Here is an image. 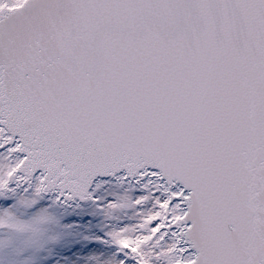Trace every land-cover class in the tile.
<instances>
[{
  "label": "snow or ice",
  "instance_id": "obj_1",
  "mask_svg": "<svg viewBox=\"0 0 264 264\" xmlns=\"http://www.w3.org/2000/svg\"><path fill=\"white\" fill-rule=\"evenodd\" d=\"M0 264H264V0H0Z\"/></svg>",
  "mask_w": 264,
  "mask_h": 264
},
{
  "label": "rangeland",
  "instance_id": "obj_2",
  "mask_svg": "<svg viewBox=\"0 0 264 264\" xmlns=\"http://www.w3.org/2000/svg\"><path fill=\"white\" fill-rule=\"evenodd\" d=\"M74 237H69V242L65 245V247L63 248V250L61 251L60 249H57L55 251L59 252L60 255L62 256H66L68 258H70L71 261L76 262V259H72L71 255H74L76 253V248H80L82 247V245L76 244L74 242ZM56 259H58L59 257H55Z\"/></svg>",
  "mask_w": 264,
  "mask_h": 264
},
{
  "label": "bare ground",
  "instance_id": "obj_3",
  "mask_svg": "<svg viewBox=\"0 0 264 264\" xmlns=\"http://www.w3.org/2000/svg\"><path fill=\"white\" fill-rule=\"evenodd\" d=\"M76 249H78V248H76ZM71 257H72V259H76V258H77V257H76V254L71 255Z\"/></svg>",
  "mask_w": 264,
  "mask_h": 264
}]
</instances>
